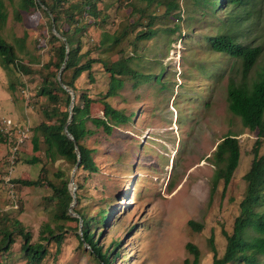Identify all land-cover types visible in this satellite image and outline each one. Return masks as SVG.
<instances>
[{"label":"rangeland","instance_id":"rangeland-1","mask_svg":"<svg viewBox=\"0 0 264 264\" xmlns=\"http://www.w3.org/2000/svg\"><path fill=\"white\" fill-rule=\"evenodd\" d=\"M17 1L12 4L6 0L5 34L12 40L27 33L29 54L24 59L31 61L35 70L32 78L16 68L6 69L0 63V179L3 180L0 212L17 216L33 233V241L40 239L44 225H51L57 231L61 241L43 240L50 253L41 264H98L96 255L91 254V245L81 244L78 236L82 234L81 219L79 229L76 221L54 222L48 185L11 182L14 178L35 180L45 175L54 179L53 172L62 169L70 177L71 192L78 187L76 181L71 182L74 173V180L77 177L85 185L80 203L75 190L76 201L69 209L70 215L80 217L74 208L87 207L90 215H97L102 207H108L109 220L96 228L95 240L103 251L113 247L114 253L121 252L118 257L112 254V264H187V258L189 264H214L215 255L220 258L224 254L226 231H233L235 218L240 213L246 188L244 175L250 169L257 138L230 111L229 102L233 103L234 99L238 102L239 95L249 91L248 84L256 79L258 69L245 73L243 57L213 50L208 34H227L243 49L259 45L258 64L263 66L264 0L230 3L233 15L226 20L198 17L201 5L197 0H178L176 12L162 22L156 19L152 25L156 28L176 25L175 32L158 30L153 38L137 44L132 42L136 31L129 33L124 43L130 53L137 55L132 65L149 72L148 79L152 81L134 87L128 79L120 94L109 99L116 107L126 108L127 113L135 111L136 116L129 126L118 127L112 135L96 130L87 137L85 144L93 148L99 171L81 174L64 159L54 164L45 161L52 169L49 168V174L43 172L42 163L25 161L34 155V127L44 119L47 100L37 95L41 82L39 68L48 61L50 53L46 39L41 36L47 32V18L38 10L30 13L22 10L23 16L18 19ZM131 1L136 0H126L125 5L118 0L97 2L109 18L104 26L92 25L87 29L83 51L92 48L94 57H119L118 51L109 52L97 45L104 31L113 35L122 21L128 23L138 17L132 14ZM162 8L158 6L157 12ZM133 45H137L136 50ZM37 59L42 62H35ZM93 71L97 79L93 89L97 96V91H106L109 76L100 63ZM12 82L16 83L14 91L10 88ZM79 83L82 87L91 84L87 74ZM92 114H104L102 103L93 105ZM90 128L95 129L91 124ZM2 135L11 137L5 141ZM230 135L239 138L242 151L240 163L225 190L223 180L231 151L227 139ZM192 221L203 228L190 226ZM57 224L64 228H57ZM255 235L252 226L245 228L242 245L248 249L240 253V259L228 264H264V255L247 246ZM191 242L196 245V252L187 249V243ZM20 249L21 239H18L13 246L12 264H27Z\"/></svg>","mask_w":264,"mask_h":264},{"label":"trees","instance_id":"trees-1","mask_svg":"<svg viewBox=\"0 0 264 264\" xmlns=\"http://www.w3.org/2000/svg\"><path fill=\"white\" fill-rule=\"evenodd\" d=\"M15 4L16 0H8ZM99 0H19V8L15 9L18 19H21L22 10L33 12L40 11L47 19V32L41 33L49 45L50 57L48 61L39 68L41 72V82L38 94L46 98L47 104L43 108L44 119L34 127L32 141L34 155L26 159V163L38 164L42 163V170L49 174L51 167H47L46 163L54 164L59 159H64L71 165L78 162V154L76 151V142L81 152V160L77 168V173L82 172H98L99 166L93 156V148L86 146L85 140L90 134L96 130H102L108 135H112L118 127L129 126L136 112H126V108H118L110 102V98H115L120 91L126 86V81L130 79L134 87H138L143 82H150L152 79L149 72H144L132 65V60L136 53H130L126 49V36L136 31V38L133 44H137L140 40L151 39L158 30H167L175 32L174 27H152L156 19L162 22L166 17L176 12L179 8L178 0H136L131 1L129 5L132 7L133 16L138 15L134 21L126 23L122 21L118 26L115 34L108 31L103 32L97 48L100 46L109 52L120 54L117 59L113 56H93V49L88 48L83 51V36L87 29L92 26H104L108 13L103 8H98ZM123 5L126 0H118ZM242 0H197L200 3L201 10L198 17L213 16L217 19H224L233 14L230 13V3L237 4ZM158 6H164L161 12H157ZM223 10V14L220 11ZM87 16V18H86ZM90 16V17H89ZM178 18L179 14L176 15ZM8 18V5L6 0H0V63L6 69H18L21 73L30 75L34 78L35 68L30 64L31 61L25 62V55L29 54L27 48V33L23 36H14L11 40L5 34V26ZM53 21L58 32L66 38V42L53 31ZM140 28V29H139ZM179 28V27H178ZM210 47L219 52L231 54V56H241L244 60V72L249 73L251 70L258 69L256 79L248 84L249 91H245L244 95L237 102H229L230 111L239 116L243 124L256 133V141L253 147V158L248 172L244 175L246 180V188L243 199L240 202V213L235 218L233 231L227 232V245L224 254L217 258L215 255L214 264H228L241 258V252L244 249L243 236L245 228L252 226L256 235L247 246L252 247L258 254L264 255V65L259 67L258 57L261 53L259 45L245 47L229 37L227 34H208ZM125 41V43H124ZM40 43V41H36ZM133 45V49L136 50ZM68 51V53H67ZM106 52V51H104ZM127 52V55L126 53ZM21 60V61H20ZM142 60V59H141ZM20 61V62H18ZM41 63L40 59L34 60ZM22 62V63H21ZM65 63V64H64ZM97 63L102 64L103 68L109 76L106 85V91H97L93 86L97 82L93 68ZM62 80L71 89L74 90L76 97L73 106L72 119L69 123V130L75 137V140L68 137L65 133V125L69 119V105L71 103V93L63 87L59 80V71L62 68ZM87 74L90 81V87H82L79 83L83 75ZM40 79V78H39ZM22 84V83H21ZM25 86V84H22ZM81 86V88L79 87ZM10 88L14 91L16 83H10ZM96 102L103 105L104 114L95 116L92 114V107ZM90 124L95 127L93 130ZM1 135V133H0ZM3 136V135H2ZM4 137V136H3ZM9 137H11L9 135ZM5 136V141L8 140ZM14 138V136H13ZM231 147L229 161L225 168L226 176L224 178V189L228 187L230 178L234 175L241 159V144L237 136H227ZM76 141V142H75ZM46 161V163H45ZM50 168V169H49ZM52 170V169H51ZM217 174V172H216ZM54 179L45 176H39L35 180L14 178L11 182L19 185L35 186L48 185L51 189L48 200L52 202L54 210V222L59 223L65 220L76 221L77 229L80 228V219L82 221V234L78 233L81 238V244L85 242L91 245V254H95V260L98 264H112V254L115 257L121 255V252L114 253L111 248L103 251L102 246L98 245L95 240V231L98 226H104L105 221L109 220L110 214L108 207H102L97 215H90L86 211L87 207L74 208L80 217L70 215L69 209L74 201V196L70 189V177L62 169L53 172ZM222 177H219V180ZM75 181L77 187L78 203L82 202L83 195L81 190H85L84 183L80 182L77 177ZM0 182H3L0 179ZM115 197V196H114ZM117 200V197L114 198ZM190 226L201 230L202 225L192 221ZM57 228L63 229L62 224H57ZM62 236V235H60ZM61 241L57 231L51 225H44L40 231V239L33 241V233L24 223L17 217L9 215L8 211L0 212V264H10L15 252L13 246L21 239L20 253L26 259L27 264H41L50 251L47 242L50 239ZM42 240V241H41ZM119 244L117 243V247ZM196 245L187 243L186 247L190 252H196ZM197 255V253H196ZM197 262V258L194 259ZM187 264L190 260L185 259ZM12 264V263H11Z\"/></svg>","mask_w":264,"mask_h":264},{"label":"water","instance_id":"water-1","mask_svg":"<svg viewBox=\"0 0 264 264\" xmlns=\"http://www.w3.org/2000/svg\"><path fill=\"white\" fill-rule=\"evenodd\" d=\"M53 31H54L57 35L62 36V35L58 32V30L56 29V26H55L54 21H53ZM62 37H63V36H62ZM63 39H64L65 42H66L67 48H69V45H68V43H67L66 38L63 37ZM67 53H68V51H67ZM64 64H65V63H64ZM64 64L62 65V68H61V70L59 71V75H58V77H59V80H60V82L62 83L63 87L66 88V89L71 93V96H72L71 103H70V107H69L70 116H69V119H68V121H67V123H66V125H65V133L68 135V137H70L71 139L75 140L74 135H73L72 132L69 130V123H70V121H71V119H72L73 106H74V101H75L76 94H75L74 90L71 89V88H69V87L63 82V80H62V70H63ZM75 142H76V141H75ZM76 151H77V154H78V162H77V164L75 165L74 171L77 170V168H78V166H79V163H80V160H81V152H80L79 149H78L77 142H76ZM74 174H75V173H74ZM74 174L72 175V179H71V182H73V183H75V182H74V181H75V180H74ZM76 189H77V188L75 187L74 190H72V194H73V196H74V201H73V202L76 201V193H75V190H76ZM73 206H74V204L71 205V207H73ZM71 207H70V208H71Z\"/></svg>","mask_w":264,"mask_h":264},{"label":"built area","instance_id":"built-area-1","mask_svg":"<svg viewBox=\"0 0 264 264\" xmlns=\"http://www.w3.org/2000/svg\"><path fill=\"white\" fill-rule=\"evenodd\" d=\"M8 122L11 124V120H8ZM23 140V139H22Z\"/></svg>","mask_w":264,"mask_h":264},{"label":"clouds","instance_id":"clouds-1","mask_svg":"<svg viewBox=\"0 0 264 264\" xmlns=\"http://www.w3.org/2000/svg\"><path fill=\"white\" fill-rule=\"evenodd\" d=\"M216 51V50H215ZM218 53H221V52H219V51H217Z\"/></svg>","mask_w":264,"mask_h":264}]
</instances>
